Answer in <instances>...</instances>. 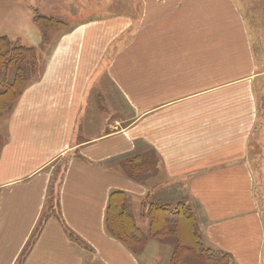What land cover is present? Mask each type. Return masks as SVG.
<instances>
[{
	"label": "crops",
	"instance_id": "1",
	"mask_svg": "<svg viewBox=\"0 0 264 264\" xmlns=\"http://www.w3.org/2000/svg\"><path fill=\"white\" fill-rule=\"evenodd\" d=\"M114 8L59 38L8 118L0 264H168L171 246L148 240L135 256L107 232L117 192L143 235L150 203L186 198L208 248L264 264V12L234 0ZM143 146L159 168L141 184L123 162Z\"/></svg>",
	"mask_w": 264,
	"mask_h": 264
},
{
	"label": "trees",
	"instance_id": "2",
	"mask_svg": "<svg viewBox=\"0 0 264 264\" xmlns=\"http://www.w3.org/2000/svg\"><path fill=\"white\" fill-rule=\"evenodd\" d=\"M37 23L41 25L44 36L47 25H58L41 18ZM38 69L39 60L34 48L16 46L6 37L0 38V116L10 109V104L13 109L12 103H16L24 90L38 81ZM10 111L12 113L13 110ZM150 155L156 160H150ZM157 163L156 156L146 147L142 154L123 162V171L131 180L139 182L141 175L135 170L146 166L156 172ZM127 201L122 193L111 195L106 212V230L133 255H140L148 240H156L172 247L170 264H233L229 255L204 246L196 231L195 218L188 208L179 205L171 209L165 203H150L147 212L150 223L147 233L143 235L128 211ZM69 237L78 242L71 235Z\"/></svg>",
	"mask_w": 264,
	"mask_h": 264
},
{
	"label": "rangeland",
	"instance_id": "3",
	"mask_svg": "<svg viewBox=\"0 0 264 264\" xmlns=\"http://www.w3.org/2000/svg\"><path fill=\"white\" fill-rule=\"evenodd\" d=\"M116 2L118 0H0V38L6 37L11 44L16 46L34 48L39 60V69L36 75L38 76L40 74L41 76L55 44L63 34L71 30L74 26L94 19L97 16L107 14L108 12L109 14L115 13L116 8H114V4ZM234 2L235 7L240 13L243 6L249 12H264V0H234ZM40 18L47 19L58 25H47L46 36H44L41 25L37 23V21H40ZM9 80L11 81V76H9ZM1 82L2 80L0 78ZM1 89L2 87H0ZM14 105L15 102L12 103V108ZM9 107L10 109L0 116V148L6 140L7 122L11 115L10 110H13L11 109V104ZM142 149L145 150L144 147ZM149 159L156 160L151 155ZM158 168L159 164L157 163L156 172L151 171L146 166L135 170V173L137 171L141 175V178L138 180L139 183L144 184L147 178L149 179L151 177L149 175L150 173L156 175ZM154 180H156L154 184L161 183V178ZM256 191L264 210V194L259 193V187ZM178 200H182L185 203V206L182 205L183 208H188V210L192 211L190 209L192 206L194 212L197 213L194 204H190L186 198L184 200L182 198ZM186 201L188 204H186ZM196 228L199 237H201L197 223ZM202 243L206 248L208 247L203 240ZM157 244L156 247L162 246L160 243ZM169 249L172 251V247ZM158 258L160 260L158 264L163 263L165 260L163 255ZM168 260V264H170V258Z\"/></svg>",
	"mask_w": 264,
	"mask_h": 264
}]
</instances>
